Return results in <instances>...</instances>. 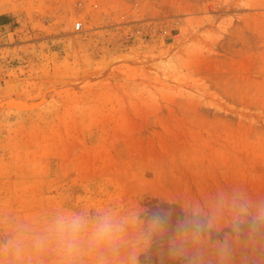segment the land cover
Listing matches in <instances>:
<instances>
[{
    "label": "rangeland",
    "instance_id": "obj_1",
    "mask_svg": "<svg viewBox=\"0 0 264 264\" xmlns=\"http://www.w3.org/2000/svg\"><path fill=\"white\" fill-rule=\"evenodd\" d=\"M232 186L264 196V0H0V236Z\"/></svg>",
    "mask_w": 264,
    "mask_h": 264
},
{
    "label": "clouds",
    "instance_id": "obj_2",
    "mask_svg": "<svg viewBox=\"0 0 264 264\" xmlns=\"http://www.w3.org/2000/svg\"><path fill=\"white\" fill-rule=\"evenodd\" d=\"M164 199L166 210L137 200L15 222L0 236V264H264V196L232 186Z\"/></svg>",
    "mask_w": 264,
    "mask_h": 264
},
{
    "label": "built area",
    "instance_id": "obj_3",
    "mask_svg": "<svg viewBox=\"0 0 264 264\" xmlns=\"http://www.w3.org/2000/svg\"><path fill=\"white\" fill-rule=\"evenodd\" d=\"M80 26H81V23L80 22H76L75 25H74V28L76 30H78L80 28Z\"/></svg>",
    "mask_w": 264,
    "mask_h": 264
}]
</instances>
